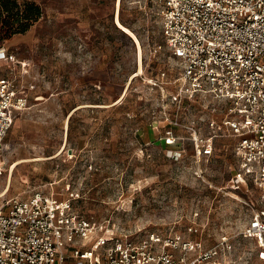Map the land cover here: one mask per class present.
Wrapping results in <instances>:
<instances>
[{
	"label": "rangeland",
	"instance_id": "1",
	"mask_svg": "<svg viewBox=\"0 0 264 264\" xmlns=\"http://www.w3.org/2000/svg\"><path fill=\"white\" fill-rule=\"evenodd\" d=\"M28 1L42 15L20 37L0 41L28 68L21 78L18 64L1 61L0 77L34 84L5 137L0 201L34 190L60 193L69 183L60 198L71 196L74 210L94 221L109 219L138 236L179 235L201 250L222 244L216 258L225 264H264V239L260 246L242 235L261 192L237 169L235 137L209 126L229 117L231 105L189 97L176 109L179 66L153 0ZM116 14L139 49L115 25ZM175 115L203 139L213 135L209 151V139L195 144L182 125L176 128L187 138L172 146L142 135Z\"/></svg>",
	"mask_w": 264,
	"mask_h": 264
},
{
	"label": "built area",
	"instance_id": "2",
	"mask_svg": "<svg viewBox=\"0 0 264 264\" xmlns=\"http://www.w3.org/2000/svg\"><path fill=\"white\" fill-rule=\"evenodd\" d=\"M160 33L179 75L172 96L176 109L182 99L212 98L229 103L227 115L209 126L235 137L234 154L241 174L251 175L261 192V207L243 229L244 237L264 239V0H153ZM18 64L19 77L27 63L0 44V61ZM163 75V72H161ZM174 80V81H175ZM34 84L16 85L0 77V172L5 137L14 112L25 108ZM164 112V110H163ZM163 113V117H168ZM182 125L195 144L203 139L195 126ZM164 142L178 137L165 131ZM187 138L181 136L180 139ZM71 196L59 198L34 190L0 201V264H225L217 255L222 244L206 250L197 240L156 232L135 235L113 228L109 219L94 221L74 210ZM191 227L188 228L191 231ZM226 248H228L226 246Z\"/></svg>",
	"mask_w": 264,
	"mask_h": 264
},
{
	"label": "trees",
	"instance_id": "3",
	"mask_svg": "<svg viewBox=\"0 0 264 264\" xmlns=\"http://www.w3.org/2000/svg\"><path fill=\"white\" fill-rule=\"evenodd\" d=\"M41 15V7L34 1L0 0V41L23 34Z\"/></svg>",
	"mask_w": 264,
	"mask_h": 264
},
{
	"label": "crops",
	"instance_id": "4",
	"mask_svg": "<svg viewBox=\"0 0 264 264\" xmlns=\"http://www.w3.org/2000/svg\"><path fill=\"white\" fill-rule=\"evenodd\" d=\"M14 37H20V34H18V35H15ZM6 47V46H5ZM7 48V47H6ZM7 50H8V48H7ZM9 51V50H8ZM1 61H4V60H1ZM0 61V62H1ZM6 62V61H5ZM30 91V90H29ZM28 91V92H29ZM28 102V101H27ZM26 105H27V103H26ZM25 108H23V109H21V110H18V111H15L14 112V116H13V118L15 117V115L17 114V113H19V112H21L22 110H24ZM76 109V108H75ZM74 109V110H75ZM74 110H72V111H74ZM71 113V112H70ZM69 113V114H70ZM12 121H13V119H12ZM163 121H165V120H162V121H158L157 123H156V125L155 124H150L149 126H147L146 127V129L145 130H142V135H144V137L145 138H147L148 140H151V138H152V140H159V141H161V142H163L165 145H167V146H172L171 144H166L163 140H164V136H166L165 135V131L166 130H169L170 131V133H171V135L172 136H174V137H178V140L180 139V137L181 136H187V134H185V132L184 131H182V129L180 130V129H178V128H176V126L175 125H173L172 123H170L169 121H167L168 123V125L166 124L165 125V123L163 122ZM12 123V122H11ZM10 126H11V124H10ZM10 126H9V128H10ZM9 128H8V130H9ZM8 130H7V132H8ZM186 131V130H185ZM7 134V133H6ZM174 143V142H173ZM22 161V160H21ZM51 184V183H50ZM68 186H69V183H64V186L63 187H61V190L62 191H67L68 190ZM61 191V192H62ZM53 193L52 191H50L49 193H52V194H54L55 196H57V197H59L60 198V195H62V193ZM64 197H68V196H64ZM61 198H63V197H61ZM72 198V197H71Z\"/></svg>",
	"mask_w": 264,
	"mask_h": 264
},
{
	"label": "bare ground",
	"instance_id": "5",
	"mask_svg": "<svg viewBox=\"0 0 264 264\" xmlns=\"http://www.w3.org/2000/svg\"><path fill=\"white\" fill-rule=\"evenodd\" d=\"M117 4H118V3H117ZM114 23H115V25H116L121 31L125 32L127 35H129V36L133 39V41L137 44V47H138V49H139V42H138L136 36L133 34V32H132L130 29H128L126 26H124V25L119 21V18H118V15H117V14L114 16ZM22 160H25V159H22ZM17 162H18V161H14V162L11 164V166H10V170L15 166V164H16ZM5 190H6V189H5Z\"/></svg>",
	"mask_w": 264,
	"mask_h": 264
}]
</instances>
